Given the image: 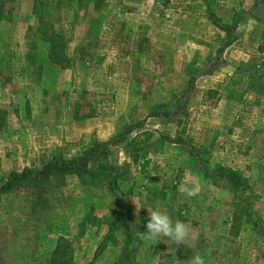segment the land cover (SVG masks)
<instances>
[{
    "label": "rangeland",
    "instance_id": "rangeland-1",
    "mask_svg": "<svg viewBox=\"0 0 264 264\" xmlns=\"http://www.w3.org/2000/svg\"><path fill=\"white\" fill-rule=\"evenodd\" d=\"M256 1L0 0V183L134 126L89 161L93 179L66 175L36 198L23 186L0 195V264H187L195 253L205 264H264ZM249 10L214 71L187 84L228 36L222 26ZM182 95L177 115H147ZM182 184L199 194L186 198ZM127 210L129 240L119 223ZM148 210L198 238L190 247L145 239Z\"/></svg>",
    "mask_w": 264,
    "mask_h": 264
},
{
    "label": "trees",
    "instance_id": "trees-1",
    "mask_svg": "<svg viewBox=\"0 0 264 264\" xmlns=\"http://www.w3.org/2000/svg\"><path fill=\"white\" fill-rule=\"evenodd\" d=\"M255 7L264 5V0H257L254 2ZM240 14H236L230 24L223 25L222 29L228 35L221 44L215 50L214 58H211L202 68L194 69L190 72L187 84L191 83L198 75L211 74L218 66V55L224 46L231 43L234 39L232 36V30L235 26L239 25L244 18L254 15V10L244 11ZM215 24V21L212 22ZM183 101V95L174 99L168 107H163L155 110H151L147 115L149 117H162L177 115L181 111ZM134 127L133 125L127 126L121 134L115 136L107 142H96L91 146L85 148L81 153L72 157H50L44 161L37 168L23 167L20 171H11L5 177V180L0 183V195L6 192L17 189L20 186L28 187L30 196L32 198L40 197L47 189L51 180L63 178L66 175H75L77 177H88L93 179V172L88 168L89 161L94 158L104 156L107 152V146L114 145L121 141L125 135L130 132ZM216 173L223 178H226L230 183H239V178L236 176L233 170L223 169L221 167L214 169ZM243 189L244 186H241ZM36 196V197H35ZM129 212L123 213L119 218V223L123 231V235L126 239L130 238V230L128 225ZM59 247L56 245L54 251H57ZM50 263H53L51 261Z\"/></svg>",
    "mask_w": 264,
    "mask_h": 264
},
{
    "label": "clouds",
    "instance_id": "clouds-1",
    "mask_svg": "<svg viewBox=\"0 0 264 264\" xmlns=\"http://www.w3.org/2000/svg\"><path fill=\"white\" fill-rule=\"evenodd\" d=\"M179 191L186 198H191L198 195L200 189L195 184H182ZM148 212L145 239L158 242L161 238H170L177 244H187L190 247L188 241H195L198 238V234L184 222L176 221L173 223L167 213L159 210H148ZM187 264H205V260L201 254L195 253L187 260Z\"/></svg>",
    "mask_w": 264,
    "mask_h": 264
}]
</instances>
